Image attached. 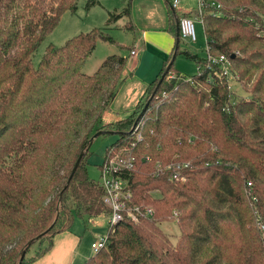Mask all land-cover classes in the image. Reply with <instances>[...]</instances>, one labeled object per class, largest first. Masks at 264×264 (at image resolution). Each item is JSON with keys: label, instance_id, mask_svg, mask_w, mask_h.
Here are the masks:
<instances>
[{"label": "trees", "instance_id": "1", "mask_svg": "<svg viewBox=\"0 0 264 264\" xmlns=\"http://www.w3.org/2000/svg\"><path fill=\"white\" fill-rule=\"evenodd\" d=\"M77 1L0 0V264H33L76 217L87 222L108 213L86 168L99 130L119 134L105 158L127 147L131 168L120 174L132 201L153 213L121 219L82 264H264V0H204L214 2L202 15L208 52L229 58L247 96L232 98L216 69L187 77L173 68L178 54L196 64L203 58L179 50V14L165 0L173 51L131 114L106 124L101 116L126 59L113 54L94 74L81 71L96 40L111 41L102 29L48 45L36 67L31 59ZM129 15L130 0L108 12L107 23ZM135 121L142 123L139 141ZM184 162V181L157 169ZM172 220L179 228L174 244L158 225Z\"/></svg>", "mask_w": 264, "mask_h": 264}, {"label": "rangeland", "instance_id": "2", "mask_svg": "<svg viewBox=\"0 0 264 264\" xmlns=\"http://www.w3.org/2000/svg\"><path fill=\"white\" fill-rule=\"evenodd\" d=\"M88 1L89 0H78L75 11L65 10L61 14L56 27L32 54L31 59L34 67L38 65L39 60L48 45L60 47L71 37L79 33L89 32L93 29H102L103 33L111 38V41L100 38L96 40L95 48L81 67L83 73L87 75L94 74L100 64L110 55H128L129 48L132 45L133 35L137 34L136 31L128 28L130 25L122 17L109 24L107 23L108 12L111 11L106 12V10H120L122 8V0H98L97 3L91 5L90 8L87 9L86 4ZM196 1L197 0H193L191 13L186 14H189V16L193 18L197 40L191 43L180 39L179 50L182 51L186 49L187 51L196 54L198 57L203 58L206 54L207 45L203 24L201 23L200 17L195 13L197 9ZM173 68L181 75L187 77L198 72L197 64L194 60L185 57L183 54H178L175 57ZM128 74L129 72L123 67L120 73V78L128 76ZM232 85V98L235 96H247V93L242 90L239 83H232ZM128 96L129 94L127 93L120 94L115 102V107L111 108L109 111L110 114L106 117L107 120L103 118L102 123L105 121L113 123L117 120L124 119L131 114L132 111H126L127 109H124ZM118 137L119 134L112 131L110 133L101 134L92 141L86 159V168L88 176L95 182L100 181V166L104 162L107 147L114 143ZM56 169H59L60 173L63 171L62 167L59 166ZM152 194L157 195V192L153 191ZM85 219L86 216L83 218L76 217L70 228V231L76 236L75 251L77 254L79 253V255L73 256V259L76 258L73 264H82L86 258L94 254V251L91 248V243L99 239L101 236H106L109 229V216L106 213H102L99 216L94 217L93 220L90 219L87 222ZM158 225L168 239L174 244L179 234V228L176 221L160 222Z\"/></svg>", "mask_w": 264, "mask_h": 264}, {"label": "crops", "instance_id": "3", "mask_svg": "<svg viewBox=\"0 0 264 264\" xmlns=\"http://www.w3.org/2000/svg\"><path fill=\"white\" fill-rule=\"evenodd\" d=\"M128 1L122 0L120 10H106L108 8L105 10L120 12ZM192 4L193 0H178L175 9L179 15L190 14ZM122 18L129 22L128 28L136 31L137 36L133 35L128 55H123L126 59L124 68L129 74L122 78L113 100L103 111L101 119L109 116V111L115 107L121 93L129 94L124 109L133 111L148 84L160 73L174 47L175 35L169 29L165 0H130V15ZM131 50H135L136 55L131 54ZM105 123L109 121L103 124ZM75 244L76 236L70 229L59 233L54 237L52 247L33 264H73L76 259H73V256L79 255L75 251Z\"/></svg>", "mask_w": 264, "mask_h": 264}, {"label": "built area", "instance_id": "4", "mask_svg": "<svg viewBox=\"0 0 264 264\" xmlns=\"http://www.w3.org/2000/svg\"><path fill=\"white\" fill-rule=\"evenodd\" d=\"M177 3L178 0H171V4L174 8L176 7ZM204 5H214V2L197 0V9L195 13L200 17L202 24ZM178 34L180 39L191 43L197 40L193 18L189 16V14L184 13L179 15ZM131 54L136 55V51L131 50ZM197 69V73H201L204 70L210 71L216 69L218 75L224 78L227 88L231 92L233 88L232 83H239L238 74L232 69L229 58L225 54H210L208 52V47L206 48V54L203 57V61L197 63ZM169 77H173V74H170ZM141 124V121H135L133 123V134L135 141L142 139L141 133L139 132ZM133 145L134 142L132 143V146ZM126 151H128L127 147L121 151L113 150V154L104 158V162L100 166V181L98 184L100 185L103 192L102 202L109 210L107 213L109 216V229L113 228L114 225L124 217L136 222L141 216H150L153 213L152 206H144L132 201V192L129 189L126 180L120 174L123 171L129 170L131 168L133 157H126ZM146 159H149V157L146 156ZM188 166L189 164L185 162L178 163L176 166L167 165L164 168L157 164V169L160 172L172 169L170 178L172 180L184 181L185 177L181 174V170L183 168H187ZM173 213L175 216L177 215L176 211ZM107 234L106 236H101L99 239L91 243V248L94 253L98 252L105 245Z\"/></svg>", "mask_w": 264, "mask_h": 264}, {"label": "water", "instance_id": "5", "mask_svg": "<svg viewBox=\"0 0 264 264\" xmlns=\"http://www.w3.org/2000/svg\"><path fill=\"white\" fill-rule=\"evenodd\" d=\"M176 37L177 39L179 38V34H178V23H176ZM175 55L172 56V60L174 59ZM168 71V67L165 69L164 73L161 75L160 79H159V83L163 80V78L165 77L166 73ZM148 102H145L143 107H142V110L138 113V115L136 116V119H138L141 114L144 112V110L146 109L147 105H148ZM111 131H105V130H99V131H96L90 138L89 140V144H88V148L90 147L92 141L94 140V138H96L97 136L101 135V134H105V133H110ZM83 156V153L79 154V156L77 157V159L75 160V163L72 167V170H71V173H70V176L69 178H71V176L73 175V173L75 172L77 166L79 165L80 163V160ZM24 255V251L22 252V256Z\"/></svg>", "mask_w": 264, "mask_h": 264}]
</instances>
